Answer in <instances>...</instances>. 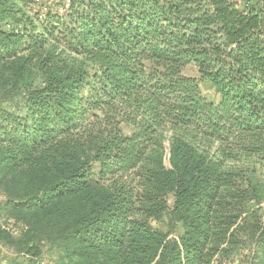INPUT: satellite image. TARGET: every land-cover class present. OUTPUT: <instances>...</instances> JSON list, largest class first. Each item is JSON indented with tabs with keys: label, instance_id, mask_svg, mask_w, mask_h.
I'll use <instances>...</instances> for the list:
<instances>
[{
	"label": "trees",
	"instance_id": "16d2710c",
	"mask_svg": "<svg viewBox=\"0 0 264 264\" xmlns=\"http://www.w3.org/2000/svg\"><path fill=\"white\" fill-rule=\"evenodd\" d=\"M54 3L0 0L1 242L22 264L41 244L58 264H231L264 194L229 164L264 158V0ZM249 233L264 264V208Z\"/></svg>",
	"mask_w": 264,
	"mask_h": 264
},
{
	"label": "rangeland",
	"instance_id": "374dc122",
	"mask_svg": "<svg viewBox=\"0 0 264 264\" xmlns=\"http://www.w3.org/2000/svg\"><path fill=\"white\" fill-rule=\"evenodd\" d=\"M55 0H36L35 7L37 9H40L42 13L44 14L46 11L54 10L56 9V4L54 3ZM241 7L244 6V1H249L251 4L257 3V7L259 6L258 3L260 0H236ZM185 73L192 76H198L197 69L194 65H190L186 68ZM32 77V84L33 86L41 85L42 84V77L40 73H33L31 74ZM202 90L204 95L209 100H216L218 96L216 95L212 85L210 83L202 82ZM25 89H22L21 92L17 95H15L14 98V105H22L23 96L25 94ZM7 105V104H6ZM165 145L167 146L168 151V145L169 142L166 141ZM166 163L168 164V160H166ZM229 164L231 166H235L238 169H242L243 173L246 175H250L253 177L254 180L258 183V185L261 187L262 192L264 193V158H254L253 160L242 158L234 161H230ZM263 208H264V194L260 200L259 203L251 204L249 206V212L250 214H246L245 217L246 221H241L242 229L240 230L239 238L241 240V244L237 247L236 250L233 251L230 257V263L231 264H250L253 260L254 255V245L252 237L250 236V223L252 221L258 220L263 215ZM7 217H5L4 211L1 208L0 209V220H7ZM164 228V225H160ZM15 239H19V236H15ZM39 254L40 259L50 262L51 264H58L60 263L59 258V252L55 249L50 248L46 244H41L38 247L37 252ZM11 263H19L22 264L25 262L22 255L19 254L18 249V243L15 242V244L8 245L1 242L0 240V264H9Z\"/></svg>",
	"mask_w": 264,
	"mask_h": 264
},
{
	"label": "built area",
	"instance_id": "2783aa9c",
	"mask_svg": "<svg viewBox=\"0 0 264 264\" xmlns=\"http://www.w3.org/2000/svg\"><path fill=\"white\" fill-rule=\"evenodd\" d=\"M35 264H51L50 262L43 261V260H37Z\"/></svg>",
	"mask_w": 264,
	"mask_h": 264
}]
</instances>
